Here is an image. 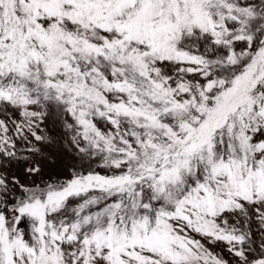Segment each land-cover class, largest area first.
<instances>
[{
	"label": "snow or ice",
	"instance_id": "1",
	"mask_svg": "<svg viewBox=\"0 0 264 264\" xmlns=\"http://www.w3.org/2000/svg\"><path fill=\"white\" fill-rule=\"evenodd\" d=\"M0 264H264V0H0Z\"/></svg>",
	"mask_w": 264,
	"mask_h": 264
}]
</instances>
